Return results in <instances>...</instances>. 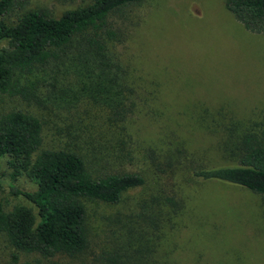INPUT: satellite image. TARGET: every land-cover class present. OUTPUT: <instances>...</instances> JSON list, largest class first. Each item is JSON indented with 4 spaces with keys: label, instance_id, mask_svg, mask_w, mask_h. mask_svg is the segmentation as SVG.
Segmentation results:
<instances>
[{
    "label": "rangeland",
    "instance_id": "rangeland-1",
    "mask_svg": "<svg viewBox=\"0 0 264 264\" xmlns=\"http://www.w3.org/2000/svg\"><path fill=\"white\" fill-rule=\"evenodd\" d=\"M78 6L82 4L30 0V8L48 9L56 17ZM128 13L141 21L115 44L114 53L128 70L131 92L117 88L114 95L96 89L110 87L113 77L87 79V65L83 67L78 55L84 49L75 42L59 62L16 74L18 84L30 89L37 102L1 95L0 112L33 114L42 123L45 148L86 149L99 173L135 172L144 177V185L126 192L116 205L86 202L94 242L118 237L122 221L144 201L170 195L179 198L183 210L178 227L164 238L160 257L173 264H264L260 198L229 185L192 180L188 171L166 166V157L182 143L196 166L218 163L221 131L230 119L240 132L264 124V35L246 31L224 8V0H144ZM4 46L0 42V48ZM80 70L79 76L75 72ZM131 104L125 132L109 131L105 113ZM101 153L108 157L99 160ZM9 175L6 158L1 159L5 186L0 207L29 206L9 194ZM11 183L33 189L24 176ZM86 259L88 255L37 264H87L82 261ZM36 261L33 255L17 253L0 234V264Z\"/></svg>",
    "mask_w": 264,
    "mask_h": 264
},
{
    "label": "trees",
    "instance_id": "trees-1",
    "mask_svg": "<svg viewBox=\"0 0 264 264\" xmlns=\"http://www.w3.org/2000/svg\"><path fill=\"white\" fill-rule=\"evenodd\" d=\"M59 1L82 6L56 17L48 9L30 8V0H0V42H5L0 48V96L37 102L30 89L18 84L16 74L59 62L75 42L84 49L78 55L83 67L87 65V79L113 77L112 86L96 89L114 95L117 88L131 92L128 70L120 65L114 47L141 21L128 10L144 0ZM224 8L246 31L264 35V0H224ZM133 106L105 113L109 131L125 132L123 122ZM223 125L218 163L196 166L182 143L166 157L167 168L186 170L192 180L244 189L264 203V124L241 132L231 119ZM43 141L36 116L22 110L0 112V160L6 158L11 182L24 176L33 187L22 190L9 182V194L29 206L0 207V234L17 253L35 256V264L83 255L89 256L82 260L87 264H173L159 252L165 236L180 223L183 204L178 197H151L122 221L118 237L96 243L90 238L86 202L116 205L126 192L141 188L144 177L135 172L99 173L92 167L95 157L90 151L71 145L45 148ZM104 157L108 153L97 158ZM4 186L0 177V192Z\"/></svg>",
    "mask_w": 264,
    "mask_h": 264
}]
</instances>
